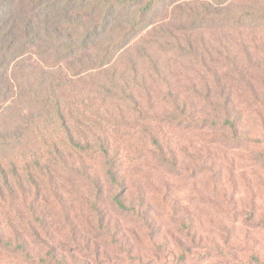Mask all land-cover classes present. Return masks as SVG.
Segmentation results:
<instances>
[{
  "label": "rangeland",
  "instance_id": "rangeland-1",
  "mask_svg": "<svg viewBox=\"0 0 264 264\" xmlns=\"http://www.w3.org/2000/svg\"><path fill=\"white\" fill-rule=\"evenodd\" d=\"M153 1L131 41L111 50L110 63L103 68H85L74 77L65 63L43 61L36 54L10 61L6 70L12 91L5 90L0 98V130L13 123L8 107L18 98H27V92L21 98L20 84L46 89L51 82L60 83L59 93L65 94L62 99L66 97L73 112L70 122L77 128L76 137L80 140L79 131L91 140L101 136L111 152L121 150L129 192L145 196L152 204L159 237H166L175 247L171 235L180 233L169 215L173 212L180 218H192L211 248L220 241L215 222L220 219L236 225V236L249 231L261 254L257 264H264V225L255 227L243 213L255 209L258 216L264 212V163L256 159L257 146L264 145V16L255 19L264 12V0ZM225 9L232 15L221 12ZM240 13L243 18L234 19ZM128 18L132 13H124L123 22ZM112 72L114 80L109 79ZM58 74L63 75L62 80L54 79ZM124 75L131 80H120ZM227 113L240 114V128H246L257 145L229 139L228 129L201 128L195 122L213 116L225 118ZM155 140L164 148V157L155 151ZM171 157L174 163H170ZM84 161L101 174L98 155ZM69 162L79 166L83 161L72 157ZM58 170L60 173L50 176L54 186L49 178L38 179L41 200L34 203L36 208H45L43 196L50 198L53 190L70 191V181L81 185L74 173ZM216 181L226 198L214 189ZM109 215L122 228L136 227L130 214L109 207ZM88 223L86 215L80 219L90 238ZM56 238L68 240L58 232ZM100 242L104 250L105 243ZM190 248L181 253L185 254L181 264H237L220 256L214 246L212 251ZM165 255L167 259L164 256L154 264H173Z\"/></svg>",
  "mask_w": 264,
  "mask_h": 264
},
{
  "label": "trees",
  "instance_id": "trees-1",
  "mask_svg": "<svg viewBox=\"0 0 264 264\" xmlns=\"http://www.w3.org/2000/svg\"><path fill=\"white\" fill-rule=\"evenodd\" d=\"M153 3V0H0V98L6 94L5 90L12 91L6 65L23 55L36 54L43 61L65 63L66 70L73 71L74 77L85 68L100 69L108 65L111 50L131 41ZM226 11L232 15L231 10H221ZM126 12L132 13V18L123 22ZM260 14L256 15V20L264 16V12ZM236 18H243V13ZM114 72L110 80H114ZM46 74L44 72V76ZM62 78V74L54 77L55 80ZM120 80L131 78L124 75ZM43 82L39 86L42 87ZM48 86L44 89L35 88V84H20L21 98L25 92L27 98H18L13 107H8L12 110L9 116L13 123L0 130V263L112 264L128 260L131 264H154L164 256L167 259V253L173 264H181L185 257L181 253L190 252V245L209 251L214 246L220 256L228 257L233 263H261L260 250L249 231L236 236V225L225 224L220 219L215 221L220 229V241L209 248L192 218H180L170 212L180 233L171 235L176 243L172 248L166 237H159L152 204L145 196L130 194L121 150L113 153L101 136L91 140L79 130L78 140L77 128L70 122L71 107L66 97L62 99L65 94L59 93L61 84L51 82ZM223 117L196 121L193 118V121L201 128L228 129L229 139L257 145L252 134L240 128V114L227 113ZM155 144V151L164 157V148L156 140ZM257 147L256 159L264 163V145ZM93 155H98L102 161L101 174L85 164L84 159ZM72 157L83 162L79 166L70 163ZM174 161L171 157L170 163ZM58 169L74 173L81 185L70 181V191L53 190L50 198L43 196L45 208H36L34 203L41 200L38 179H50L52 174L60 173ZM48 182L56 185L52 179ZM220 187V182H214L217 192ZM163 201L165 203L166 198ZM109 207L132 215L135 229L128 230L113 223ZM255 211L243 213L251 223L255 222V227H261L264 212L257 216ZM85 215L89 219L90 238L85 233L88 228L82 230L80 226V219ZM57 232L68 240L57 239ZM100 241L105 243L104 250Z\"/></svg>",
  "mask_w": 264,
  "mask_h": 264
}]
</instances>
